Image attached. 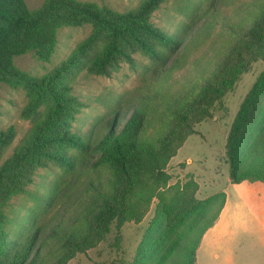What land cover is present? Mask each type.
<instances>
[{"label": "trees", "instance_id": "obj_1", "mask_svg": "<svg viewBox=\"0 0 264 264\" xmlns=\"http://www.w3.org/2000/svg\"><path fill=\"white\" fill-rule=\"evenodd\" d=\"M164 2L142 0L118 12L80 0H44L34 10L24 0H0V85L24 92L26 103L19 115L31 125L6 159L17 131L12 125L0 131V264H68L95 249L112 229L118 233L125 224L141 223L153 204L148 233L155 234L143 239L131 264H145L182 226L188 239L197 230L191 244L182 247L184 264L196 263L202 236L216 224L225 194L198 200L196 182L190 178L171 184L168 165L240 77L255 63L264 65V0L253 1L245 26L243 20L226 24L234 43L185 94L164 92L159 88L163 81L157 83L152 70V84L136 92L129 116L116 112L107 119L96 143L73 129L76 116L87 106L73 92L81 74L110 78L123 64L145 74L149 69L136 55L163 66L183 44L182 37L151 21ZM83 26H90V33L49 73L34 76L15 66L14 59L25 54L49 62L58 32ZM226 154L230 185L264 183V69L240 104ZM50 166L69 173L83 169L84 177L94 178L84 189L91 195L82 210L68 225L62 220L47 229L39 218L55 193H33L29 187L37 172ZM22 195L29 196L33 206L20 216L9 210L11 201ZM218 197L221 202L210 216ZM156 222L161 224L157 231L151 229ZM160 256L161 263L169 257L168 249Z\"/></svg>", "mask_w": 264, "mask_h": 264}, {"label": "rangeland", "instance_id": "obj_2", "mask_svg": "<svg viewBox=\"0 0 264 264\" xmlns=\"http://www.w3.org/2000/svg\"><path fill=\"white\" fill-rule=\"evenodd\" d=\"M24 1L30 10H34L44 0ZM80 1L99 6L105 5L115 11L124 12L137 7L142 0ZM253 1L165 0L153 14L151 21L171 34L182 37L183 44L173 52L163 66L136 55V59L149 69L145 74L141 70L134 72L125 64L110 78L81 74L76 80L73 92L87 106L76 116L73 129L89 135L91 142L96 143L104 132L102 126L107 119L116 112L123 117L126 114L125 119L129 116L136 104L134 99L136 92L143 91L152 84L150 78L152 70L157 72V83L163 81L159 88L164 92L168 91L175 97L185 94L198 79L206 77L230 49L234 38L226 24L229 22L238 24L242 21L245 14L251 10ZM195 6L197 8H193ZM245 21L243 20L244 26ZM90 30V26L63 28L58 32L56 49L49 62H40L32 54H25L16 57L14 64L30 75L43 76L66 59L74 47L87 37ZM263 69L262 63H255L249 72L240 77L234 89L215 104L211 118L194 127L195 132L186 139L176 156L169 162L171 184L177 181L182 184L191 178L198 185L196 194L198 200L203 201L224 193L226 202V189L228 190L227 187L230 185L229 162L226 154L227 136L240 104ZM25 103L23 91L0 85V131L10 125L15 126L17 131L16 138L6 150L3 159L11 155L31 126L19 115ZM81 170L69 173L59 167L50 166L37 172L29 190L33 193L39 191V194L55 193L51 205L44 210L45 212L42 211L44 214L39 218L40 223L47 229L62 220L68 225L70 219L77 215L88 201L91 193L84 189L94 176L91 174L84 177L83 169ZM236 189L245 192L250 204H264L263 182H244ZM220 202L221 199L218 197L211 203L210 216L215 214ZM11 205L9 211L22 216L33 206V202L29 196L22 195L14 198ZM154 205L141 223L125 224L118 233L112 229L95 249L88 251L86 255H77L68 264H131L138 254L143 239L155 234L150 231L148 233L154 219ZM160 225L156 222L151 229L157 231ZM192 231L194 234L197 232L196 229ZM186 232L187 229L183 226L174 229L163 244V248L156 250L154 256L146 260L145 264H184L182 247L189 246L194 235L188 239ZM245 244H240V248H245ZM166 248L169 257L160 263L161 250L164 252ZM237 254L236 262L244 256L239 252Z\"/></svg>", "mask_w": 264, "mask_h": 264}, {"label": "crops", "instance_id": "obj_3", "mask_svg": "<svg viewBox=\"0 0 264 264\" xmlns=\"http://www.w3.org/2000/svg\"><path fill=\"white\" fill-rule=\"evenodd\" d=\"M237 187L228 185L225 205L202 236L195 264H264V204H250ZM237 252L244 256L236 262Z\"/></svg>", "mask_w": 264, "mask_h": 264}]
</instances>
